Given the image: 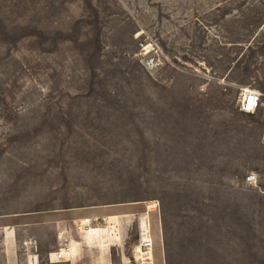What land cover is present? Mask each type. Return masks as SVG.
I'll return each mask as SVG.
<instances>
[{"label":"rangeland","instance_id":"1","mask_svg":"<svg viewBox=\"0 0 264 264\" xmlns=\"http://www.w3.org/2000/svg\"><path fill=\"white\" fill-rule=\"evenodd\" d=\"M83 259L264 264V0H0V264Z\"/></svg>","mask_w":264,"mask_h":264},{"label":"built area","instance_id":"2","mask_svg":"<svg viewBox=\"0 0 264 264\" xmlns=\"http://www.w3.org/2000/svg\"><path fill=\"white\" fill-rule=\"evenodd\" d=\"M261 103H262L261 93L254 90H248L245 92V97L240 107V110L245 114H253L259 109ZM255 180H256V175L254 173H251L247 176L248 182H253ZM149 211L150 209H148V212ZM136 221L138 227L137 245L141 248V250L144 253H148L153 249L154 246L151 228L146 229L145 227H141L143 223V217L140 214L136 215ZM66 255H70V249L64 247L55 251L53 253V258L59 262L64 260V257Z\"/></svg>","mask_w":264,"mask_h":264},{"label":"crops","instance_id":"3","mask_svg":"<svg viewBox=\"0 0 264 264\" xmlns=\"http://www.w3.org/2000/svg\"><path fill=\"white\" fill-rule=\"evenodd\" d=\"M142 215V214H141ZM100 217H102L103 218V216H100ZM120 217H126V215H110V216H107V219H114V218H120ZM94 218V217H93ZM92 218V219H93ZM89 219H91V218H89ZM85 220L84 219H81V222H84ZM37 224H44V223H37ZM45 225V224H44ZM52 225L56 228V230H57V234H58V237H57V240H62V236L67 232V226H68V223H66V225H64V222L63 221H52ZM101 229L100 228H98V229H96V228H94V229H90L88 232H87V235H86V239H87V241H89V242H92V241H94V240H98L99 239V237H101V235H102V233H101ZM91 232V233H90ZM37 235V240L40 242V239H41V233H36ZM60 243H61V241H60ZM81 244H82V246L83 245H85V243L83 242V241H81ZM70 255H71V248H70ZM155 257V256H154ZM154 260H155V258H154ZM83 261H84V263L86 264V263H89V260H85V259H83ZM65 263V262H69L68 260H66V261H64V260H62V261H59V263Z\"/></svg>","mask_w":264,"mask_h":264},{"label":"bare ground","instance_id":"4","mask_svg":"<svg viewBox=\"0 0 264 264\" xmlns=\"http://www.w3.org/2000/svg\"><path fill=\"white\" fill-rule=\"evenodd\" d=\"M87 221V220H86ZM86 221L82 222V223H86ZM141 227H145L146 229H150V224L147 218L143 217V223L141 225ZM143 229V228H142ZM91 233V232H90ZM137 251L139 253H143V251L141 250L140 247H138Z\"/></svg>","mask_w":264,"mask_h":264}]
</instances>
